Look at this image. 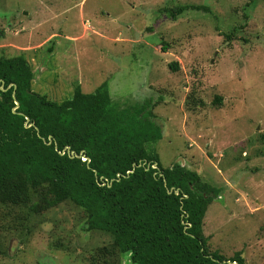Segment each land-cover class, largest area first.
Wrapping results in <instances>:
<instances>
[{
  "label": "rangeland",
  "instance_id": "rangeland-1",
  "mask_svg": "<svg viewBox=\"0 0 264 264\" xmlns=\"http://www.w3.org/2000/svg\"><path fill=\"white\" fill-rule=\"evenodd\" d=\"M181 5L207 10L163 13ZM0 28V55L25 57L32 91L60 102L106 81L113 103L154 105L161 165L182 160L218 191L210 251L264 264V0H0ZM84 222L68 203L0 206V264H91L111 239Z\"/></svg>",
  "mask_w": 264,
  "mask_h": 264
},
{
  "label": "trees",
  "instance_id": "trees-1",
  "mask_svg": "<svg viewBox=\"0 0 264 264\" xmlns=\"http://www.w3.org/2000/svg\"><path fill=\"white\" fill-rule=\"evenodd\" d=\"M188 10L207 9L163 13L175 20ZM33 79L24 56L0 55V206L82 210L84 231L111 239L93 251L91 264H119L125 255L131 264H247L241 252L210 251L203 218L218 191L180 163L161 165L151 147L162 139L154 105L113 103L106 81L92 93L77 83L57 102L32 91Z\"/></svg>",
  "mask_w": 264,
  "mask_h": 264
},
{
  "label": "water",
  "instance_id": "water-1",
  "mask_svg": "<svg viewBox=\"0 0 264 264\" xmlns=\"http://www.w3.org/2000/svg\"><path fill=\"white\" fill-rule=\"evenodd\" d=\"M18 107V103L15 101V108H17ZM52 140V138L51 137H49V141H51ZM76 157H80V158H85V157H83V156H76ZM180 165L181 166H183V161L181 160V163H180ZM152 168H156V164H154L153 166H152ZM176 195L178 194V191H175L174 192ZM229 264H235V262H228Z\"/></svg>",
  "mask_w": 264,
  "mask_h": 264
},
{
  "label": "built area",
  "instance_id": "built-area-1",
  "mask_svg": "<svg viewBox=\"0 0 264 264\" xmlns=\"http://www.w3.org/2000/svg\"><path fill=\"white\" fill-rule=\"evenodd\" d=\"M81 160H82L83 162H85V161H86V159H85V158H81Z\"/></svg>",
  "mask_w": 264,
  "mask_h": 264
}]
</instances>
